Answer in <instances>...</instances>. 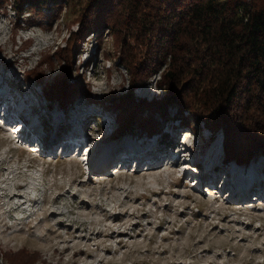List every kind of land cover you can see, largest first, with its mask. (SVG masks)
<instances>
[{
  "label": "rangeland",
  "instance_id": "rangeland-1",
  "mask_svg": "<svg viewBox=\"0 0 264 264\" xmlns=\"http://www.w3.org/2000/svg\"><path fill=\"white\" fill-rule=\"evenodd\" d=\"M11 5L0 3V89L7 92L0 102L30 112L29 125L43 136L45 150L11 144L8 130L0 128L2 254L24 249L36 254L30 264H264V148L249 163L227 159L223 133L213 135L201 122L184 123L176 102L166 105L167 118L153 114L157 132L138 123L120 129L107 106L110 93L129 89V75L117 64L121 36L90 33L74 51L80 0L19 19ZM69 46L75 57L66 82L82 93L63 105L48 99L44 87L60 73ZM34 68L44 73L42 81ZM159 78L156 73L137 85L134 97L161 99ZM70 113L87 119L83 140L67 136L76 130L69 131L73 118L62 124ZM158 138L163 159L150 168L151 160L139 162L138 169L131 161L121 166L125 150L144 151ZM135 139L144 146L131 144ZM168 144L176 146L167 150ZM236 184L244 190L234 193Z\"/></svg>",
  "mask_w": 264,
  "mask_h": 264
},
{
  "label": "trees",
  "instance_id": "trees-1",
  "mask_svg": "<svg viewBox=\"0 0 264 264\" xmlns=\"http://www.w3.org/2000/svg\"><path fill=\"white\" fill-rule=\"evenodd\" d=\"M77 1L0 3L10 2L19 19L28 11L50 6L58 12ZM80 4L79 25L71 34L74 51L90 33L100 37L107 30L121 36L117 64L129 75V89L119 96L110 93L107 106L115 111L120 129L138 123L150 134L157 132L153 114L167 118L166 105L176 102L184 123L197 127L203 123L213 135L223 133L227 159L249 163L256 150L264 148V0H80ZM66 50L60 73L44 87L48 99L63 105L82 93L79 85L66 82L75 57L70 46ZM36 73L34 77L42 81L44 73ZM156 73L165 94L154 101L136 99L137 85L147 84ZM35 256L24 249L4 255L0 249V264H30Z\"/></svg>",
  "mask_w": 264,
  "mask_h": 264
},
{
  "label": "bare ground",
  "instance_id": "bare-ground-1",
  "mask_svg": "<svg viewBox=\"0 0 264 264\" xmlns=\"http://www.w3.org/2000/svg\"><path fill=\"white\" fill-rule=\"evenodd\" d=\"M5 89V88H4ZM3 91H5V90H2V88L0 89V95L2 96L4 93H7L6 91L5 92H3ZM2 98L3 99H5L4 98V96H2ZM2 98L0 97V100H2ZM3 102V101H2ZM4 103V102H3ZM7 103V102H6ZM19 103V102H18ZM18 103H17V105H18ZM15 107H13L12 105L10 106V111H13L14 113H16V115H18L19 117H21V115L22 114H26V116H30V112L29 113H26V111H24V110H16V109H14ZM30 111V110H29ZM78 113V112H77ZM82 114V113H81ZM73 118V121H74V125H73V122L70 124V129H69V131H71V132H73L75 129V131L72 133V135L71 134H66L68 137H71V136H74L76 139H78V140H83V138H82V135H80L81 134V132H82V125H84V121L85 120H87V119H85V120H83L84 119V116L82 115V116H79V117H77L76 116V114L75 113H70V114H68V115H66L63 119H65L64 121H63V123L62 124H66V122L65 121H67V120H70V119H72ZM78 118H79V120H78ZM115 120H116V118H115ZM27 121V120H26ZM84 122V123H83ZM26 123H28V126H29V128H30V131H32L33 132V134H34V136L33 137H35L37 140H39L40 142H43V136H41V133L40 132H38V131H36L33 127H31L29 124H32V122L30 121H27ZM56 124V123H55ZM81 124V125H80ZM17 125H19V124H17ZM21 125V124H20ZM34 125V124H33ZM80 125V126H79ZM64 127V126H63ZM172 127V126H171ZM58 129V128H57ZM43 131V130H42ZM21 132H22V130H21ZM52 133H54V132H52ZM52 133H48V135H50V134H52ZM47 134V133H46ZM45 134V135H46ZM51 136V135H50ZM49 136V137H50ZM55 140H56V138H54L53 139V141H52V143H54L55 142ZM23 142V141H22ZM148 142V141H147ZM134 143H137L139 146H144V144L145 143H142L141 141H139L138 139H135V140H132V143L131 144H134ZM151 143V142H150ZM159 143H160V141H159V138L157 139V141H156V143L155 142H153V143H151L144 151H139V152H134V151H127V150H125L124 152L127 154V157L125 158V159H123V164H128L129 163V161H137L138 162V166H139V162L141 163L142 161H144V159H151V160H155L156 159V161L157 160H161V159H163L164 158V156L161 154V156L159 155V153H158V150L157 149H159ZM38 145H40L39 144V142H38ZM41 146V145H40ZM142 146V147H143ZM37 147H39V146H37ZM130 147V146H129ZM132 147H134V146H132ZM131 147V148H132ZM164 147V146H163ZM44 148V147H43ZM133 149V148H132ZM131 149V150H132ZM141 149V148H140ZM45 150V149H44ZM160 153H161V151H160ZM155 155V156H154ZM169 156V155H168ZM168 156H167V158H168ZM161 157V158H160ZM176 159H175V161H177L178 160V156H176L175 157ZM179 160H178V164H179ZM250 162V161H249ZM133 163V162H132ZM233 165H235V166H237V167H240L241 168V166H243V165H239V164H237V163H233ZM179 166V165H178ZM231 166V165H230ZM251 166H253L252 164L249 166V168L251 167ZM139 168V167H138ZM198 168H202V167H198ZM248 168V169H249ZM212 169V168H211ZM247 169V170H248ZM250 170V169H249ZM206 171H208V172H210V169L209 168H207L206 169ZM200 172V171H199ZM227 174V173H226ZM185 174H183L182 173V176H184ZM251 175V174H250ZM230 176V175H229ZM231 177V176H230ZM246 177V176H245ZM214 178V177H213ZM236 178V177H235ZM229 179V178H228ZM240 178H238V180H239ZM247 179V178H246ZM246 179H241V180H246ZM234 180V179H233ZM237 180V181H238ZM230 182H232V181H230ZM242 182V181H241ZM241 182H239L238 181V183H241ZM237 185V184H236ZM224 186H226V184L224 185ZM248 186V185H247ZM227 187V186H226ZM235 188H232L231 190L232 191H234V193H237V189H240V190H244V186L243 185H237V186H234ZM228 188V187H227Z\"/></svg>",
  "mask_w": 264,
  "mask_h": 264
}]
</instances>
